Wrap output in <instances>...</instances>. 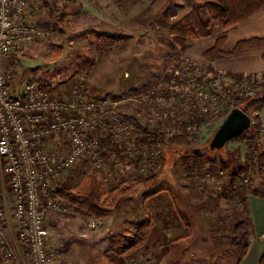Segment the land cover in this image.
<instances>
[{
  "label": "rangeland",
  "instance_id": "1",
  "mask_svg": "<svg viewBox=\"0 0 264 264\" xmlns=\"http://www.w3.org/2000/svg\"><path fill=\"white\" fill-rule=\"evenodd\" d=\"M192 8L200 9L204 15L202 6L195 0H33L30 20L36 24L40 35L6 60L4 72L9 86L18 92L27 81L35 80L47 85L61 99L81 87L88 98L116 102L121 123H133L138 131L124 137L106 121L109 127L97 136L103 143L98 148L103 165L96 168L85 158L64 171L49 187L55 183L74 186L84 172L98 173L106 192L137 177L151 178L128 195L138 199L144 197L147 195L146 184L152 192L183 186L193 194L194 198L190 199L195 202L213 206L226 198L231 207L227 206L225 210L229 209L233 222L236 219L246 221L243 205L230 192L237 188L239 191L247 189L248 185L250 190L261 192L259 184L264 180V168L258 172L249 167L241 179L234 180L232 176L248 166V157L256 158L263 150L264 129L252 110L248 114L252 123L241 139L209 150V142L223 121L219 116L221 108L228 104L230 93L228 90L212 91L208 86L215 75L224 72L214 70V75L203 62L192 61L185 57L186 52H180L172 45L171 27ZM223 34L224 31L218 29L209 37ZM79 35H84L85 39H75ZM58 50L61 51L58 59L49 61L48 57ZM191 74L197 78H189ZM198 78L204 85L201 100L193 97L194 94L179 95L191 91L189 81ZM170 81L174 83L169 84ZM160 86L166 91H162L159 98L150 97L149 93ZM262 90L264 86L257 94ZM211 100H215L213 107L220 111L201 114V120L196 123L200 119V108L209 106ZM153 130L166 135V150L162 145L147 146L148 140L155 138ZM133 138L140 139H135L137 146L142 150L146 148L151 156L152 150L159 151L162 162L150 168L143 153L142 159H134L126 149ZM66 145V136L47 141V147L53 152H64ZM195 150L199 153H194ZM121 169L127 172H121ZM219 172H223V177ZM205 173L217 177L213 185L204 181ZM156 177L160 178L152 183ZM133 193L135 195H130ZM124 198L115 206L112 225H105L71 207L66 213L50 214L48 244L52 250L60 252L55 264H122L121 255L114 253L134 240L133 225L128 223V228L123 231L117 228V217L124 214L122 205L126 206L122 204ZM7 202L10 213L11 198ZM236 203L242 205L240 218L234 210ZM147 205L150 206L149 202ZM137 213L136 219L142 216L143 210L139 207ZM116 236L121 240L119 249L111 248L114 246L110 244ZM6 237L13 252L19 254L14 231L13 235L7 231ZM27 263L24 259L22 264Z\"/></svg>",
  "mask_w": 264,
  "mask_h": 264
},
{
  "label": "built area",
  "instance_id": "2",
  "mask_svg": "<svg viewBox=\"0 0 264 264\" xmlns=\"http://www.w3.org/2000/svg\"><path fill=\"white\" fill-rule=\"evenodd\" d=\"M32 2L0 0V253L1 259L8 264H22L24 259L27 264H55L60 252L52 250L48 244L47 220L50 214L66 213L70 207L49 191V184L85 158L96 168L103 165L97 136L109 127L106 121L124 137L130 132H138L133 123H121L116 102L88 98L81 87L61 99L51 91H45L35 80L27 81L18 92L9 86L4 72L6 60L40 35L38 27L30 20ZM189 78L197 77L191 74ZM198 79L189 81L191 91L179 95L194 94L193 97L201 100L204 85L198 83ZM261 80L259 75L246 74L236 80L230 74L219 73L208 86L212 91H229L232 98L224 109L221 108L223 113L228 108L229 111L233 109L236 100L256 96ZM163 89L160 86L149 96L159 98L162 91H166ZM213 105L215 100L200 108V119L201 114L220 111ZM63 136L67 138L64 152L49 150L47 141ZM135 139L141 141L133 138L126 146L134 159H142L143 153L150 168L162 162L159 151L152 150L151 156L146 148L142 150L137 146ZM219 174L223 177V172ZM203 176L204 181L212 185L217 179L210 173ZM8 198L12 200L10 213ZM7 231L12 235L14 231L19 254L8 245Z\"/></svg>",
  "mask_w": 264,
  "mask_h": 264
},
{
  "label": "crops",
  "instance_id": "3",
  "mask_svg": "<svg viewBox=\"0 0 264 264\" xmlns=\"http://www.w3.org/2000/svg\"><path fill=\"white\" fill-rule=\"evenodd\" d=\"M223 35L226 37L223 45V50L226 52L231 51L238 41L264 37V9L247 21L225 31ZM218 37H206L188 42L190 47L186 51L185 57L197 63L203 62L206 67L224 73L262 77L264 74V48L245 51L237 57L217 58L212 61L202 59V54L213 46ZM255 112L264 129V107L255 109ZM120 171L127 172L125 169ZM159 178L151 180L152 183ZM262 181L259 184V189L262 191L256 192L259 196L250 194L244 196L245 201L242 205L245 222H248V225L245 229L246 239L244 241L247 245V252L242 259H239L237 249L230 242L234 226L243 219H236L233 222L231 213H228L229 209L225 210L227 206H230L225 200L226 198L222 199L223 201L219 204L213 205L217 206L215 209L211 203L191 200V197L194 198L193 194L183 186L182 188L170 187L167 189L165 187L161 190H153L155 192L153 194L146 184L147 195H143L144 197L138 199L136 196L133 198V196L127 195L124 198L122 204L125 203L126 206L121 204L124 214L117 217L116 220L117 228L120 231L128 228L127 224L130 223V226L133 225L131 228L134 233L136 224L143 220L150 221L142 246L127 255H121L124 260L122 264L135 261L141 264H258L261 253L264 251V180ZM234 198L236 199V197ZM140 202L143 203L142 206L139 205ZM148 202L150 206H146ZM136 205H138L137 208ZM242 205L234 204L238 218L242 216L240 215V206ZM139 207L143 213L136 219ZM115 208L108 218L95 220L105 225H112L111 217L116 211ZM225 212L228 214L224 215ZM116 256L120 255L116 254ZM0 264L8 263L0 259Z\"/></svg>",
  "mask_w": 264,
  "mask_h": 264
},
{
  "label": "trees",
  "instance_id": "4",
  "mask_svg": "<svg viewBox=\"0 0 264 264\" xmlns=\"http://www.w3.org/2000/svg\"><path fill=\"white\" fill-rule=\"evenodd\" d=\"M195 2L199 6H202L204 15L200 12V9L192 8L184 16V18L182 17L179 19L169 31V34L172 37V45L183 53L190 47L188 42L209 37L218 29L225 32L233 26L247 21L254 14L264 9V0H195ZM75 39L84 40L85 36L79 35L76 36ZM225 40L226 37L224 35L219 36L215 40L213 46L202 54L201 58L208 61H212L217 58H231L240 56L245 51L264 48V37L251 38L238 41L231 51L226 52L223 50ZM60 53L61 51L58 50L53 56H49L48 60H57L61 55ZM208 69L209 72L215 74V71L212 68ZM231 76H233L236 80L241 77L239 74H231ZM261 78L262 88L264 86V74ZM200 79H198V83H202ZM40 85L45 91L51 90L43 83H40ZM230 98L232 97L229 96V99ZM233 107L241 109L247 115L252 110L264 107V90H262V93L257 94L253 98L236 100L233 103ZM228 112L229 108L219 115L220 118L224 119ZM200 120L201 119H198L196 123ZM152 134L155 138L148 140L150 142L147 143V146L149 148H153L158 145H162V147L166 150V135L156 130H153ZM241 137L242 134L232 140H239ZM100 143L101 141L99 142L98 148L102 145V143ZM247 161L249 162L248 166L242 169L240 168V170L232 176V179H241V176L246 173L249 167L261 172L264 168V148L259 154H257L256 158L253 156L252 158L248 157ZM150 179L137 177L128 180L127 182H121L106 192L103 186L104 182L102 177L98 173L84 172L80 174L77 183L74 186H63L55 183L53 187H49V191L64 201L69 207L78 210V212H82L83 214L91 216L95 219H105L111 216L119 200L126 197L128 193L132 192L137 187L142 186ZM239 189L240 188L232 190L230 193H232V196L239 198L241 204H244V196L246 194L259 196V194L256 193L257 190H250L249 185L247 189L241 188V191H239ZM247 225L248 222L242 220L234 226L232 231L230 243L237 249L239 259H242L245 256L244 254L247 252V245L244 242L246 239L245 229ZM149 226L150 221H143L142 223L136 224L134 240L131 245L125 246V248H120V245L118 246V244H120L121 240H118L119 237L116 236L110 240V244L114 246L111 248H120V252L118 251L116 254L123 256L127 255L132 250L142 246ZM258 264H264V251L261 253Z\"/></svg>",
  "mask_w": 264,
  "mask_h": 264
},
{
  "label": "water",
  "instance_id": "5",
  "mask_svg": "<svg viewBox=\"0 0 264 264\" xmlns=\"http://www.w3.org/2000/svg\"><path fill=\"white\" fill-rule=\"evenodd\" d=\"M250 125L251 118L249 115L239 108L231 109L215 130L209 142V150L214 151L224 147L227 142L249 129ZM194 153H199V150H195Z\"/></svg>",
  "mask_w": 264,
  "mask_h": 264
}]
</instances>
